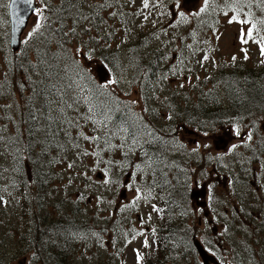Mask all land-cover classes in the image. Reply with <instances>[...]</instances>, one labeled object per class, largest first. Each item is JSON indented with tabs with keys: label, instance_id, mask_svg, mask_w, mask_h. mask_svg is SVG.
Listing matches in <instances>:
<instances>
[{
	"label": "rangeland",
	"instance_id": "rangeland-1",
	"mask_svg": "<svg viewBox=\"0 0 264 264\" xmlns=\"http://www.w3.org/2000/svg\"><path fill=\"white\" fill-rule=\"evenodd\" d=\"M208 1H82L84 23L68 26L77 33L74 54L115 91L122 109L149 124L170 156L156 167L135 159L125 131L96 124L84 101L59 130L70 134L66 152L49 170L36 215L37 200L28 207L23 198L16 149L37 120L28 125L23 94L30 92L16 69L22 49L10 47L11 0H0V82L7 85L0 97V264H40L27 242L47 230L35 223L46 211L49 224L77 213L67 249L73 264H202L195 240L217 264H264V107L182 123L186 106L229 74L264 89V14L259 0ZM38 4L23 42L41 24L47 1ZM162 175L165 189L154 191ZM168 231L175 249L164 245Z\"/></svg>",
	"mask_w": 264,
	"mask_h": 264
},
{
	"label": "trees",
	"instance_id": "trees-1",
	"mask_svg": "<svg viewBox=\"0 0 264 264\" xmlns=\"http://www.w3.org/2000/svg\"><path fill=\"white\" fill-rule=\"evenodd\" d=\"M46 1L39 29L23 42L20 56L22 60H19L16 67L17 74H22V83L26 84L30 92L27 96L23 94L25 104H28V125L37 120L23 136V139L26 138L23 149H16L17 176L25 193L23 198L27 206L30 199L37 200L36 215L44 209V204L39 203V199L47 190L45 187L49 184V170L54 166V161L66 152V140L70 134L59 130L62 131L67 116L74 114V109L79 104H84V101L87 107H84V114L96 124L104 129L118 128L125 131L127 139L134 143L132 149L135 159L146 160L149 167H156L170 156V151L162 140L149 133V124L142 119L136 120L126 108L122 109L116 101L115 91L102 86L96 76L84 69L74 54L71 41L77 33L69 31L68 26L74 21L84 23V11L80 7L83 0H61L58 6H54L52 0ZM259 1L261 13L264 14V0ZM105 59L110 69L116 67L110 56ZM146 65L149 69L155 67L153 62ZM234 74H229L225 83L220 85L225 99H221V94L215 87L203 89L197 100L184 109L182 123L190 126L197 125L198 122H216L228 114L242 115L248 110L264 107V89L254 86L248 78H244V84L239 79H234ZM80 85L82 90L76 87ZM6 86V83L0 82V97ZM33 103H36L40 111L36 109L34 112ZM180 114V108H175V115ZM37 127H40L39 131ZM162 177L158 189L151 187L154 191L165 189L166 177ZM75 216L71 219L53 220L49 224V212L46 211L41 214L40 222H35L37 227L40 225L47 229L38 235L33 234L30 239L28 237L27 247L35 251L40 264H73L68 258V250L71 236L73 237L78 227ZM173 236L174 232H166L164 237L167 244H163L175 249L178 242L174 240L170 244ZM49 237L52 241L48 240Z\"/></svg>",
	"mask_w": 264,
	"mask_h": 264
},
{
	"label": "water",
	"instance_id": "water-1",
	"mask_svg": "<svg viewBox=\"0 0 264 264\" xmlns=\"http://www.w3.org/2000/svg\"><path fill=\"white\" fill-rule=\"evenodd\" d=\"M37 8V0H31V3H25L24 0H11L9 4V16L11 22L10 47L14 53L20 49L24 33ZM220 142L222 143V141ZM194 245L203 264H211L215 262L198 242H195Z\"/></svg>",
	"mask_w": 264,
	"mask_h": 264
},
{
	"label": "snow or ice",
	"instance_id": "snow-or-ice-1",
	"mask_svg": "<svg viewBox=\"0 0 264 264\" xmlns=\"http://www.w3.org/2000/svg\"><path fill=\"white\" fill-rule=\"evenodd\" d=\"M25 3H31V0H24ZM205 2H207V0H205ZM145 7H147V0H145ZM201 11H203V9H201ZM183 15V14H181ZM236 18L233 17V20H235ZM231 22V21H230ZM241 23H245L246 21H240ZM37 27H39V25H37ZM248 35L251 36L252 32L251 30H249ZM242 42H247L245 40H243V34H242ZM261 54L264 55V45L261 46Z\"/></svg>",
	"mask_w": 264,
	"mask_h": 264
},
{
	"label": "bare ground",
	"instance_id": "bare-ground-1",
	"mask_svg": "<svg viewBox=\"0 0 264 264\" xmlns=\"http://www.w3.org/2000/svg\"><path fill=\"white\" fill-rule=\"evenodd\" d=\"M217 84V83H216ZM219 85V84H218ZM219 90L220 94H221V99H225V96H224V93H223V90L220 89V85L215 87ZM206 252L208 253V251L206 250ZM208 255L210 256V254L208 253ZM36 259V258H35ZM39 260V259H38Z\"/></svg>",
	"mask_w": 264,
	"mask_h": 264
}]
</instances>
